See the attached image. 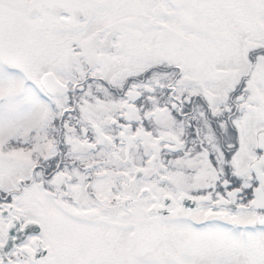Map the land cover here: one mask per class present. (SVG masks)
Wrapping results in <instances>:
<instances>
[{"label":"snow or ice","instance_id":"1","mask_svg":"<svg viewBox=\"0 0 264 264\" xmlns=\"http://www.w3.org/2000/svg\"><path fill=\"white\" fill-rule=\"evenodd\" d=\"M0 264H264V0H0Z\"/></svg>","mask_w":264,"mask_h":264}]
</instances>
